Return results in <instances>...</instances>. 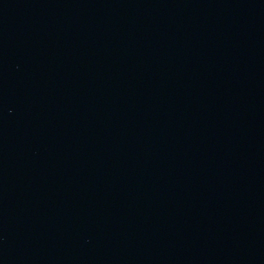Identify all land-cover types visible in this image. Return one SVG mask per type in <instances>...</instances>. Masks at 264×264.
I'll return each instance as SVG.
<instances>
[{
	"label": "water",
	"instance_id": "1",
	"mask_svg": "<svg viewBox=\"0 0 264 264\" xmlns=\"http://www.w3.org/2000/svg\"><path fill=\"white\" fill-rule=\"evenodd\" d=\"M0 264H264V0H0Z\"/></svg>",
	"mask_w": 264,
	"mask_h": 264
}]
</instances>
